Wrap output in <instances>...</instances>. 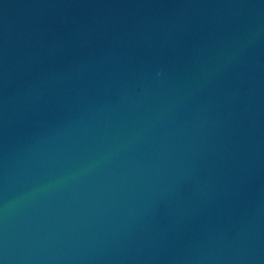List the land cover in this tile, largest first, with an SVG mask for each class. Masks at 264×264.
<instances>
[{
	"label": "water",
	"instance_id": "obj_1",
	"mask_svg": "<svg viewBox=\"0 0 264 264\" xmlns=\"http://www.w3.org/2000/svg\"><path fill=\"white\" fill-rule=\"evenodd\" d=\"M0 264H264V0H0Z\"/></svg>",
	"mask_w": 264,
	"mask_h": 264
}]
</instances>
